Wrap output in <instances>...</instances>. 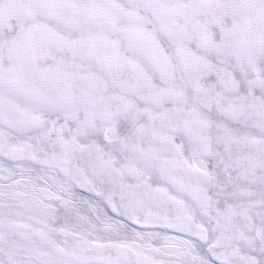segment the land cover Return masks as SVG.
I'll list each match as a JSON object with an SVG mask.
<instances>
[{"label": "snow or ice", "instance_id": "snow-or-ice-1", "mask_svg": "<svg viewBox=\"0 0 264 264\" xmlns=\"http://www.w3.org/2000/svg\"><path fill=\"white\" fill-rule=\"evenodd\" d=\"M0 264H264V0H0Z\"/></svg>", "mask_w": 264, "mask_h": 264}]
</instances>
